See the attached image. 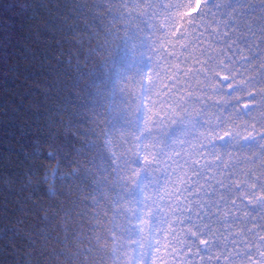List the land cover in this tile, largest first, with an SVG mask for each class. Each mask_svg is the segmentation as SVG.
Returning a JSON list of instances; mask_svg holds the SVG:
<instances>
[{
	"label": "trees",
	"instance_id": "1",
	"mask_svg": "<svg viewBox=\"0 0 264 264\" xmlns=\"http://www.w3.org/2000/svg\"><path fill=\"white\" fill-rule=\"evenodd\" d=\"M187 2L0 0V264H182L142 158L179 125L145 127L149 101L197 9L249 47L264 25L255 0Z\"/></svg>",
	"mask_w": 264,
	"mask_h": 264
},
{
	"label": "snow or ice",
	"instance_id": "2",
	"mask_svg": "<svg viewBox=\"0 0 264 264\" xmlns=\"http://www.w3.org/2000/svg\"><path fill=\"white\" fill-rule=\"evenodd\" d=\"M194 6L181 3L179 15ZM193 15H203L192 20L194 39L170 44L184 55L164 70L171 87L149 101L145 119L177 124L178 135L167 145L157 138L142 158L157 173L155 199L179 226L182 264H264V25L249 47L252 32L230 30L234 20L214 28L210 13Z\"/></svg>",
	"mask_w": 264,
	"mask_h": 264
}]
</instances>
